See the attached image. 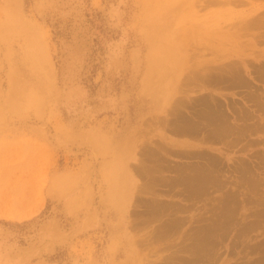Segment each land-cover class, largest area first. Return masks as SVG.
Segmentation results:
<instances>
[{
	"label": "rangeland",
	"instance_id": "374dc122",
	"mask_svg": "<svg viewBox=\"0 0 264 264\" xmlns=\"http://www.w3.org/2000/svg\"><path fill=\"white\" fill-rule=\"evenodd\" d=\"M175 1L0 0V264H264V58L239 60L233 84L217 44L249 5ZM216 105L226 137L177 131ZM209 158L218 180L197 197L152 181L156 164Z\"/></svg>",
	"mask_w": 264,
	"mask_h": 264
},
{
	"label": "bare ground",
	"instance_id": "6f19581e",
	"mask_svg": "<svg viewBox=\"0 0 264 264\" xmlns=\"http://www.w3.org/2000/svg\"><path fill=\"white\" fill-rule=\"evenodd\" d=\"M175 2L179 3L178 6H185L186 2H189V0H176ZM233 2L236 5H240V6H244V7L246 5H249V7L239 11L237 16L230 18V19H226L225 21L221 20V22H220V27L224 28L225 31L218 32V34H217V36H218V38H217L218 39L217 40L218 48L220 50L224 49L225 50L224 52H227L225 54L226 57H228V56L236 57L237 60L230 62L231 63L230 66L229 65H223V66L221 65V68L219 70H229V72L225 75H229V77L233 79V84L239 83V84L245 86L247 84H246V81L244 80V78L242 77V74L240 71V66H239V60L241 61V63L245 64L249 61V60H247V58H249V57H253L255 60H258V61L260 60V58H264V50L258 49V45L264 44V16L261 15L262 14L261 8L263 7V5H261V4L254 5L252 2L249 3L245 0H233ZM181 16H183V15H181ZM218 21H220V20H218ZM179 32L180 31L177 30V33H179ZM170 38H171V36H170ZM173 39H175V42H173ZM243 39H245V41H243ZM182 41H184V43H186V41L183 40V36L181 37V35L175 36L169 40V44L166 45L164 48L166 50V54H165V58H164L166 61H176V60L181 59L183 51H182V47L180 44H182ZM172 44L176 45L178 48L175 49V46H172ZM244 48H245V50H244ZM247 51H249V53H247ZM229 52H231V53L228 54ZM228 63H229V61H228ZM260 66L262 69V67H263L262 63H260ZM204 71H206V70H204ZM257 72L260 73V71H258V70H257ZM200 75L199 76L196 75V78H198V77L200 78ZM202 79L205 83L206 82L210 83L213 78L211 76L205 75V76H203ZM218 108H219V106L216 105V107H214L213 109H212V107L205 109V113L202 114L200 121L199 120H193L192 121L191 119L183 117L182 123L179 126L180 128H178L177 131L178 132H188L189 134L194 135V133L198 129V125L201 123L207 128L210 127V131L214 132L213 134H210L212 137H216L217 139L226 137L227 136L226 132L232 131L233 125H231L232 123L230 122L229 117H227L225 113H222L223 111H218ZM155 160H158V159L156 158ZM208 160H209L210 164H205V165L204 164L201 165L199 163H193V164H188V165L175 164L173 166L165 165V168H164V165H162L161 163L156 164V167L154 165L151 168L154 171L150 170V168H149V171H152L153 174H155V176H154L155 178H153V180L152 179L151 180L154 183L159 184V182H161V184H166L167 187H169V191H174L177 189V187H182V188H184L185 191L188 192L189 197H197V196L201 195L202 193L206 192V189H208V187L211 186V184H214L218 180L219 174L217 173L216 168H215L216 158H209ZM158 162H159V160H158ZM158 162L156 161L155 163H158ZM146 168H145V170H143L144 172L148 170V168H147V170H146ZM166 168L168 169L167 171H169V172H175V175H173V176L169 175L170 178H167V177L165 178L164 173H166L165 172ZM147 174H149V172H147ZM153 174H152V177H153ZM147 183L149 184V182H147ZM151 184H152V182H151ZM141 189H143V188L141 187ZM177 190H179V189H177ZM178 192L180 194H183L184 191L182 192L179 190ZM123 193H125V191ZM230 200H233V199H230ZM231 202H233V201H231ZM125 203H123V204H125ZM151 203H153V205H155V207L152 209L153 213H158V214L160 212L164 213L163 209H165V207H164L165 204L163 205L162 202L158 201L155 198L152 199ZM229 204H230V202H229ZM224 210H226V212H228L227 209H224ZM172 215H174V214H172ZM156 216L158 217V215H155V217ZM176 218L168 220L171 222L170 223L167 222L166 224H164V226L159 225L160 227L163 226V227L159 228L160 229L159 231L160 232L163 231V233L165 231V233H166L167 231H171V230L176 231L177 229H180V227L182 226L183 220H180L177 216H176ZM225 220H227V219H225ZM224 223H226V221ZM213 224L216 225V223H213ZM213 224H208L204 227H201L200 228L201 233L198 236H197V231H196V233H193L194 234L193 239L199 241V242L198 241L194 242V244H195L194 246H192V245L189 246V251H191V254L194 256V260H196L197 255L199 257L198 252L204 247V245L206 243V241L204 239H207V237H209V235H212L211 231L212 232L215 231V228L217 226L214 225L215 226V228H214ZM223 228L224 227H222V229ZM161 234H162V232H161ZM212 248H214V247H212ZM179 262H181V261H179ZM179 262H178V264H179ZM190 262L193 263V261H190ZM174 263L175 262H173V264Z\"/></svg>",
	"mask_w": 264,
	"mask_h": 264
}]
</instances>
